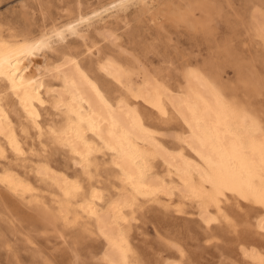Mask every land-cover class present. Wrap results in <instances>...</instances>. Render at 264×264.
<instances>
[{"label": "bare ground", "instance_id": "bare-ground-1", "mask_svg": "<svg viewBox=\"0 0 264 264\" xmlns=\"http://www.w3.org/2000/svg\"><path fill=\"white\" fill-rule=\"evenodd\" d=\"M96 1L77 0L74 10L61 9L50 23L44 15L38 33L28 29L15 34L10 29L6 34L0 26V155L4 144L24 159L40 156L35 142L39 152L46 141L57 143L89 175L93 155L102 149L107 152L119 184L109 200L96 185L83 194L78 178L42 160L34 162L35 175L48 177L55 186L58 194H50L64 219L68 211L60 196L65 202L74 199L72 218L79 210L93 220L103 239L100 251L106 264H138L127 213L139 197L149 201L163 197L176 212L190 200L206 224L219 217L228 219L229 201L237 208L255 207L254 226L263 233L264 126L222 92L205 70L186 65L175 90L145 68L137 72L132 62L114 52L101 55V40L120 47L112 25L128 27L130 12L147 17L153 25L160 23L164 12L167 18L183 22L186 13L165 5L167 0ZM259 14L257 27L264 48V8ZM76 40L82 51L70 47ZM60 48L66 50L50 61L49 54ZM8 95L24 122L18 124L12 117ZM47 108L49 121L44 124L41 110ZM149 112L178 118L181 130L173 133L177 145L160 138V131L148 120ZM155 162L162 171H156ZM0 182L19 194L33 189L31 181L12 167L0 171ZM176 249L178 257L165 264H184L183 250ZM242 251L255 264H264L258 245L243 244Z\"/></svg>", "mask_w": 264, "mask_h": 264}, {"label": "rangeland", "instance_id": "rangeland-1", "mask_svg": "<svg viewBox=\"0 0 264 264\" xmlns=\"http://www.w3.org/2000/svg\"><path fill=\"white\" fill-rule=\"evenodd\" d=\"M76 1L0 0V26L6 34L10 29L15 34L28 29L38 33L44 15L50 23L61 9L74 10ZM167 4L185 12L186 22L171 20L164 12L160 23L153 25L147 17L130 12L128 27L112 25L117 34L115 42L120 47L101 40V55L114 52L120 59L132 62L137 72L145 68L163 77L175 90L186 65L205 70L222 92L264 126V48L257 27L264 3L167 0ZM70 47L82 51L79 40L72 41ZM65 50L50 53V61L57 60ZM95 59L93 56V62ZM8 100L16 123L24 122L14 98L8 95ZM49 111V108L41 110L44 124L49 121ZM149 115L148 120L160 131V138L168 145H177L174 134L181 130L178 118H161L150 112ZM29 131L33 133L32 128ZM35 143L34 149L40 156L24 159L3 143L6 149L0 155V171L14 168L19 176L31 181L33 189L19 194L0 182V264H106L100 251L103 239L95 231L93 220L79 210L76 218H72L74 199L65 202L60 196L68 211L64 219L50 194H58L55 186L48 177L35 175L34 162L42 160L78 178L83 184V194L96 185L103 190L105 200H109L119 184L107 152L102 149L93 155L88 175L65 147L46 141L45 149L39 152ZM155 168L162 171L159 162H155ZM164 200L139 197L128 209L127 227L138 264H165L168 258L178 257L177 247L183 250L184 264H255L243 255V244L258 245L264 253V232H257L254 226L255 207L237 208L229 201L226 206L229 218L219 217L218 221L206 224L199 218L194 202L185 201L183 210L176 212Z\"/></svg>", "mask_w": 264, "mask_h": 264}]
</instances>
